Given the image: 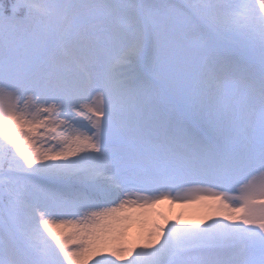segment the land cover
Instances as JSON below:
<instances>
[{"label": "snow or ice", "instance_id": "6c2138e0", "mask_svg": "<svg viewBox=\"0 0 264 264\" xmlns=\"http://www.w3.org/2000/svg\"><path fill=\"white\" fill-rule=\"evenodd\" d=\"M0 264H264V0H0Z\"/></svg>", "mask_w": 264, "mask_h": 264}, {"label": "bare ground", "instance_id": "6f19581e", "mask_svg": "<svg viewBox=\"0 0 264 264\" xmlns=\"http://www.w3.org/2000/svg\"><path fill=\"white\" fill-rule=\"evenodd\" d=\"M167 203L168 202H164L163 204L158 205L156 207L155 211H158L159 210V207L162 206V205H164V204H165V206L166 205L167 206L172 205V204H167ZM197 208H199V209H197ZM180 210L184 212V214H183L184 215L183 216L184 219H186V220H195V221H200V220L204 219L205 218V215H206V212H207V209L204 207L203 204H195V205L189 204L186 207L185 206H181V209ZM167 212L169 214H171L172 211L167 210ZM164 214L167 215L166 211L164 212ZM176 214L177 213H174V217H175ZM134 215H136V216L139 217V215H140L139 210H136V212L134 213ZM177 216H179V215L177 214ZM143 219L144 220H147L150 223L151 221L157 220L159 218L155 215V213L153 214V211L150 210L149 213L147 214V216L145 215L143 217ZM136 229H139V231L141 230V225L139 223H134L132 225V227L130 228V233H133V230H135L134 231V234H136L137 232H139V231H136Z\"/></svg>", "mask_w": 264, "mask_h": 264}, {"label": "rangeland", "instance_id": "374dc122", "mask_svg": "<svg viewBox=\"0 0 264 264\" xmlns=\"http://www.w3.org/2000/svg\"><path fill=\"white\" fill-rule=\"evenodd\" d=\"M167 204H172V205H170V206H165V204L164 205H162V206H160L159 207V210H158V212H162V213H164L165 211H166V213H167V217L169 218V220H174V219H176L177 218V214L178 215H183L184 214V212L183 211H181L180 209H181V206L182 205H180V204H174V203H167ZM193 205H195V204H193ZM185 207L186 206H188V205H184ZM195 209V208H194ZM197 209H199V208H197ZM196 209V210H197ZM167 210H170V211H172L171 212V214H169L168 212H167ZM157 212V211H156ZM174 213H177L176 215H175V217H174ZM189 213V212H188ZM147 216V215H146ZM184 216V215H183ZM161 223H163V221L161 220L160 221ZM134 231L135 230H133V233H131L132 235H135L134 234ZM136 231H139V229H136Z\"/></svg>", "mask_w": 264, "mask_h": 264}]
</instances>
